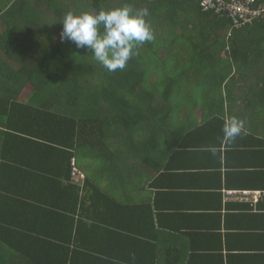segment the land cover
I'll use <instances>...</instances> for the list:
<instances>
[{"label":"trees","instance_id":"16d2710c","mask_svg":"<svg viewBox=\"0 0 264 264\" xmlns=\"http://www.w3.org/2000/svg\"><path fill=\"white\" fill-rule=\"evenodd\" d=\"M203 1L0 0V264H120L106 216L122 165L183 138L199 110L264 130V16ZM124 4L149 10L154 40L123 70L61 41L67 12Z\"/></svg>","mask_w":264,"mask_h":264},{"label":"crops","instance_id":"0c3cea01","mask_svg":"<svg viewBox=\"0 0 264 264\" xmlns=\"http://www.w3.org/2000/svg\"><path fill=\"white\" fill-rule=\"evenodd\" d=\"M193 118L183 138L161 139L141 154L147 161L121 166L109 188L120 204L106 217L127 246L119 253L111 245L113 263L264 264V130L243 123L227 142L222 128L235 111L206 120L199 110Z\"/></svg>","mask_w":264,"mask_h":264},{"label":"clouds","instance_id":"9594fccd","mask_svg":"<svg viewBox=\"0 0 264 264\" xmlns=\"http://www.w3.org/2000/svg\"><path fill=\"white\" fill-rule=\"evenodd\" d=\"M147 8L133 10L128 4L98 12H67L62 21L61 41L77 48H86L94 60L110 72L123 70L135 55L138 45L154 40L151 25L146 20ZM243 122L235 118L222 128V139L234 141L242 132Z\"/></svg>","mask_w":264,"mask_h":264},{"label":"built area","instance_id":"2783aa9c","mask_svg":"<svg viewBox=\"0 0 264 264\" xmlns=\"http://www.w3.org/2000/svg\"><path fill=\"white\" fill-rule=\"evenodd\" d=\"M247 2L243 3L241 0H204L203 6L205 9H209L212 7H218L220 10H227L233 17L238 16L241 19H248L250 21H254L256 18L264 16V5H256V0H246ZM254 3V7L252 4ZM73 165H75V161H73ZM80 172L77 168H74V178H78L77 175ZM229 195H235L234 192H229ZM245 195H249L250 192H245ZM243 194V195H244ZM240 195V194H239Z\"/></svg>","mask_w":264,"mask_h":264}]
</instances>
